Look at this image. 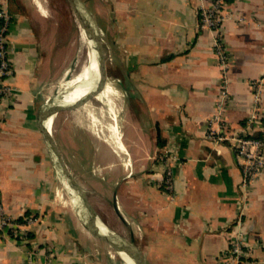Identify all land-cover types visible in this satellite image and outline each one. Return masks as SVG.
<instances>
[{"label":"crops","instance_id":"1","mask_svg":"<svg viewBox=\"0 0 264 264\" xmlns=\"http://www.w3.org/2000/svg\"><path fill=\"white\" fill-rule=\"evenodd\" d=\"M77 1L98 27L105 57L113 52V78L130 100L128 117L115 114V132L109 127L115 177L104 218L72 175L54 135L57 116L51 129L44 123L61 93L54 91L79 73L65 80L74 56L68 44L58 43L42 0H0L11 15L8 57L14 65L13 90L0 103V199L15 219L37 218L24 240L0 232V264H114L95 234L108 221L119 234L133 233L142 264H220L237 233L249 264H264V172L243 189L227 139L264 141V0H226L215 32L197 25L200 7L212 0ZM67 121L73 128L86 123ZM164 154L171 189L159 183ZM62 173L80 209L71 192L69 205L60 201V187L68 190Z\"/></svg>","mask_w":264,"mask_h":264},{"label":"rangeland","instance_id":"2","mask_svg":"<svg viewBox=\"0 0 264 264\" xmlns=\"http://www.w3.org/2000/svg\"><path fill=\"white\" fill-rule=\"evenodd\" d=\"M42 1L50 13V19L58 35V43L65 47L68 44L69 57L74 56V63L65 77L66 80L76 74L87 60L92 40L89 39L87 43L82 37L78 22L75 20L71 5L67 0ZM80 6L82 8V3H80ZM106 58L109 72L106 90H104L100 100L92 98L89 106L94 113H98L95 114L97 119L89 120L87 110H62L56 114L57 118L54 123V135H56L58 142L64 149V156L68 155L71 161L72 175L86 199L90 198L92 207L98 211L102 219L104 218V197L115 177L112 166L109 125L113 122L114 114L120 119L128 117L130 105L128 93L124 92L123 86L116 83L113 78V68L111 67L113 52L106 50ZM63 90V84H61L54 92H62ZM96 102L98 105L95 104ZM67 117L81 122L86 121V123L73 128L72 123L67 121ZM102 128L103 130H101ZM98 132L100 133L98 134ZM95 134H98V138ZM69 192L70 190L61 187L59 189V193L62 195L60 196V201L66 205H69ZM82 213L85 212L83 211ZM112 223L108 221L107 226L120 238L130 242L129 233L126 231L123 235L119 234ZM95 234L99 235L98 232H95ZM133 244L139 249L135 242ZM106 245L109 252L113 250L109 244L106 243ZM112 262L114 264H126L125 260L117 253H115V258L112 259Z\"/></svg>","mask_w":264,"mask_h":264},{"label":"built area","instance_id":"3","mask_svg":"<svg viewBox=\"0 0 264 264\" xmlns=\"http://www.w3.org/2000/svg\"><path fill=\"white\" fill-rule=\"evenodd\" d=\"M226 0H212L208 5L200 7V18L198 28L201 30H209L215 32L218 30L221 20L224 17L222 9L225 6ZM11 23V15L5 4L0 5V103L4 101L12 92L13 88L8 82L14 71V65L8 57L9 42L8 31ZM213 45L215 52L220 58L222 64L225 65V51L220 42L215 39ZM222 102H225L223 93ZM256 115L250 117V121L255 120ZM225 136H218L216 140H223ZM228 141L233 146L236 158L242 169L241 187L247 188L254 183L259 175L264 172V141L248 135L227 137ZM164 165L162 179L167 189H171L173 185L172 170L168 165L169 155L164 154L160 158ZM37 220L34 216H27L23 221L17 222L14 217L7 214L0 199V232L11 230L15 236L20 239H25L27 227L35 223ZM248 251L240 238V234L234 235L230 242V247L227 252L220 255V264H249Z\"/></svg>","mask_w":264,"mask_h":264},{"label":"bare ground","instance_id":"4","mask_svg":"<svg viewBox=\"0 0 264 264\" xmlns=\"http://www.w3.org/2000/svg\"><path fill=\"white\" fill-rule=\"evenodd\" d=\"M80 30H81V34H82L83 38L85 39V41L87 43H88L89 39L92 40L91 44H90V49H89V52L87 55V60L85 61V63L80 68L79 73L73 79L65 82L64 90L61 93H59V95L54 99L52 107L46 112L45 115H46V117H48V119L44 123H45V126L48 130L51 129V126H52L51 120L54 118V116H56V114L59 111H61L63 109H68V108L74 109V108H76L77 110H80V111L81 110H87L89 120L92 121V120L97 119L95 116V114L97 112L94 113L89 108L90 102H91L92 98L100 100L105 89L101 93L97 92V87H98L97 78H98L99 74H98L97 64L94 60V52H95L94 51L95 50L94 49L95 48L94 37H93L92 33L86 27L80 25ZM92 42H93V44H92ZM95 104H97V102ZM97 124H98V122H97ZM97 130H99V129H97ZM101 130H103V128ZM114 132L115 131H113V133ZM99 133L100 132H98V134ZM116 133H118V131ZM97 135H96V137H97ZM115 144L119 149L123 147L121 145L119 139H118V136L115 139ZM123 153H125V152H123ZM62 174L63 175H61V176H62V181H63L64 186L68 190H70L72 201L74 202V204L78 205V207L80 209L81 206H80V204H78V202H79V201H77L78 199L76 198L75 194L71 191V187H70L64 173H62ZM84 216L87 217L88 221H90L88 216H86V215H84ZM95 230H96V232L99 233V235L101 236L103 241L106 242L107 244H109L113 248V250L110 251V254L113 257V259L115 258V253H117L119 256H121L125 260L126 264H142L141 259H140L139 249L133 244L134 241H132L131 239H130L131 240L130 242L125 241L124 239L120 238L117 234H115V232H113L107 225L99 226V228H97ZM87 231H88V229H87Z\"/></svg>","mask_w":264,"mask_h":264},{"label":"water","instance_id":"5","mask_svg":"<svg viewBox=\"0 0 264 264\" xmlns=\"http://www.w3.org/2000/svg\"><path fill=\"white\" fill-rule=\"evenodd\" d=\"M69 4L71 5L72 11L75 14V17L78 21V23L81 26L86 27L93 35L94 40H95V52H94V60L97 64L98 68V74H99V79H98V87H97V92L100 93L104 90L106 87V83L109 81V74H108V67H107V62H106V57H105V52H104V45H103V39L101 37L100 31L98 27L96 26L95 22L89 15V13L86 10H83L78 3L77 0H67ZM111 131L116 130V116L114 114L113 117V122L110 125ZM115 139L116 136L114 134L113 137V143L115 144ZM86 209L89 211V213L92 216V219L96 222H99V219L95 212L91 209V207L86 204V202H83ZM129 236L131 239H134L133 233L129 232Z\"/></svg>","mask_w":264,"mask_h":264},{"label":"trees","instance_id":"6","mask_svg":"<svg viewBox=\"0 0 264 264\" xmlns=\"http://www.w3.org/2000/svg\"><path fill=\"white\" fill-rule=\"evenodd\" d=\"M250 136V135H249ZM251 137V136H250ZM254 138H256V137H254ZM259 139V138H258ZM16 221L17 222H21V221H23V218L22 217H19V218H16Z\"/></svg>","mask_w":264,"mask_h":264}]
</instances>
